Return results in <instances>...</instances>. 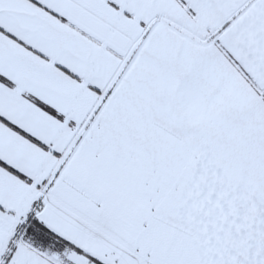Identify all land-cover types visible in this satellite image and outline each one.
I'll return each mask as SVG.
<instances>
[{
	"label": "snow or ice",
	"instance_id": "6c2138e0",
	"mask_svg": "<svg viewBox=\"0 0 264 264\" xmlns=\"http://www.w3.org/2000/svg\"><path fill=\"white\" fill-rule=\"evenodd\" d=\"M0 264H264V0H0Z\"/></svg>",
	"mask_w": 264,
	"mask_h": 264
}]
</instances>
